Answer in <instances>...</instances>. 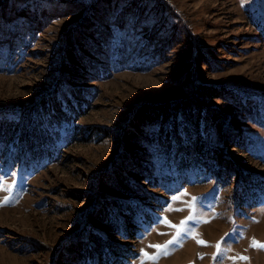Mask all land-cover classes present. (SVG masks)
Returning <instances> with one entry per match:
<instances>
[{
  "label": "rangeland",
  "instance_id": "obj_1",
  "mask_svg": "<svg viewBox=\"0 0 264 264\" xmlns=\"http://www.w3.org/2000/svg\"><path fill=\"white\" fill-rule=\"evenodd\" d=\"M64 1L0 0V264H264V0Z\"/></svg>",
  "mask_w": 264,
  "mask_h": 264
},
{
  "label": "trees",
  "instance_id": "obj_2",
  "mask_svg": "<svg viewBox=\"0 0 264 264\" xmlns=\"http://www.w3.org/2000/svg\"><path fill=\"white\" fill-rule=\"evenodd\" d=\"M7 1H11V0H7ZM12 1H17V0H12ZM35 1V4L37 5V6H41V5H48V0H34ZM60 1V3H64L65 1L64 0H59ZM77 0H73V1H69V3H71V2H76ZM1 5L3 6V5H5V2L3 1V3H1ZM70 93H71V95L72 96H74L76 93H74V91L72 92V91H70ZM65 98V100H64V106L67 108L68 106H70V107H72L73 105H74V100L73 99H69L68 97H64ZM59 100H62V99H59ZM78 102V101H77ZM62 105V104H61ZM37 106V105H36ZM36 106L33 108V109H35L36 108ZM183 106H181V108H182ZM185 108V107H184ZM188 108V107H187ZM187 108H185L186 110L184 111L185 113H184V116H185V118L186 119H188L193 125H191V124H189V123H187V122H185V124H184V128H185V132H184V134L185 135H187V136H189L188 134H190L191 132H192V128H194V126L196 125V124H198L199 123V121L201 120L199 117H202L203 119H206L207 117H206V112H204V110L203 109H198V107H191V108H189V109H187ZM188 110H190V111H188ZM203 111V113H201ZM34 112L32 111V114H33ZM34 116V115H33ZM32 117H30V119H31ZM200 119V120H199ZM187 121V120H186ZM188 130H189V132L190 133H188ZM7 133H6V129L5 130H2V135H3V137L4 136H7L6 135ZM191 136V135H190ZM197 140H198V138L197 137H193V138H191V140H190V142H188L187 143V146H190L191 148H196V149H198L199 148V146L196 144V142H197ZM35 142V140L34 141H30V143H28L27 145H28V147H29V149H31V147L33 146V143ZM44 144H41L40 146L38 145V146H36L37 148H41L42 146H43ZM46 147V146H45Z\"/></svg>",
  "mask_w": 264,
  "mask_h": 264
},
{
  "label": "snow or ice",
  "instance_id": "obj_3",
  "mask_svg": "<svg viewBox=\"0 0 264 264\" xmlns=\"http://www.w3.org/2000/svg\"><path fill=\"white\" fill-rule=\"evenodd\" d=\"M196 198H193V200L195 201ZM188 219H192V217L190 216ZM164 223H169L166 219L163 221ZM186 223V221H182L181 222V226H183L184 224ZM169 226L171 227H176L175 225H170ZM168 243H172V241H169ZM198 243H203V241H198ZM253 247H261V248H264V245H261V244H258L257 242L253 241V244H252ZM150 247H156V248H161V247H166L165 246H161V245H150ZM217 247L219 248V245H217ZM142 255L145 256V258H148L147 257V254L146 253H143L142 252ZM241 259H246L244 257H241ZM141 264H143V261L141 262Z\"/></svg>",
  "mask_w": 264,
  "mask_h": 264
},
{
  "label": "bare ground",
  "instance_id": "obj_4",
  "mask_svg": "<svg viewBox=\"0 0 264 264\" xmlns=\"http://www.w3.org/2000/svg\"><path fill=\"white\" fill-rule=\"evenodd\" d=\"M218 224V223H217ZM212 227V226H211ZM212 228H214V226L212 227Z\"/></svg>",
  "mask_w": 264,
  "mask_h": 264
}]
</instances>
